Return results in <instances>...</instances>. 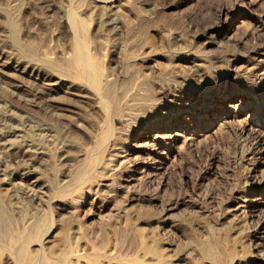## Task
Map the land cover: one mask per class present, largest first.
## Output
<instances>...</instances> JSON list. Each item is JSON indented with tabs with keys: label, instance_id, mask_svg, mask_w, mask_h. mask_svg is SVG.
<instances>
[{
	"label": "rangeland",
	"instance_id": "rangeland-1",
	"mask_svg": "<svg viewBox=\"0 0 264 264\" xmlns=\"http://www.w3.org/2000/svg\"><path fill=\"white\" fill-rule=\"evenodd\" d=\"M0 264H264V0H0Z\"/></svg>",
	"mask_w": 264,
	"mask_h": 264
}]
</instances>
